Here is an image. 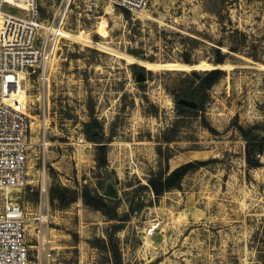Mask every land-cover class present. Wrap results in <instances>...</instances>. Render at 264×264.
<instances>
[{
  "label": "rangeland",
  "instance_id": "obj_1",
  "mask_svg": "<svg viewBox=\"0 0 264 264\" xmlns=\"http://www.w3.org/2000/svg\"><path fill=\"white\" fill-rule=\"evenodd\" d=\"M205 3L150 0L131 12L107 0H38L45 22L66 12L76 42L24 85L30 184L12 198L27 213L33 262L45 180L54 264H264V0L225 2L261 59L227 44L225 76L210 88L204 72L220 35Z\"/></svg>",
  "mask_w": 264,
  "mask_h": 264
},
{
  "label": "built area",
  "instance_id": "obj_2",
  "mask_svg": "<svg viewBox=\"0 0 264 264\" xmlns=\"http://www.w3.org/2000/svg\"><path fill=\"white\" fill-rule=\"evenodd\" d=\"M131 12L143 11L150 0H107ZM28 10L23 7L29 6ZM16 13L5 11L4 6ZM27 12V13H26ZM0 264H54L55 241L48 232L50 205L46 181L40 184L41 200L35 225L36 260L27 240L26 210L8 191L30 184L31 115L25 81L30 72L51 64L64 42H76L65 28L66 12L45 22L38 0H0ZM158 226L149 228L153 236Z\"/></svg>",
  "mask_w": 264,
  "mask_h": 264
},
{
  "label": "trees",
  "instance_id": "obj_3",
  "mask_svg": "<svg viewBox=\"0 0 264 264\" xmlns=\"http://www.w3.org/2000/svg\"><path fill=\"white\" fill-rule=\"evenodd\" d=\"M227 0H206L205 3V9L208 14L211 16H214L217 20V23L219 24V39L216 40V44L218 46L216 53H217V58H216V64H224L226 60L225 54L222 53V49L227 46L229 51L232 53H247L249 57L254 58L255 60H260L259 56V47L254 44L256 40L254 39H249L251 37L247 36L246 34L243 35V39L241 38L240 32L235 28L232 15L230 12L229 8H224L225 2ZM241 38V39H240ZM261 43V41H258ZM264 42V39H263ZM244 49H248L245 51ZM264 49V48H263ZM264 53V50L261 51ZM217 67V65H215ZM214 67V68H215ZM204 75L206 76V81L203 83V86L205 88H210L213 85L217 84L224 76H225V71L222 69H215L211 71H206L204 72ZM193 77L199 76L197 72L192 73ZM177 109L180 111V109H184L183 106H177ZM241 133L243 134L244 138L249 140V133L240 128ZM90 136H93V131L90 132ZM254 151V148L252 146H248L247 148V158H248V163L250 164V161H252V152ZM192 163H188L186 165H183L173 172L168 176L167 182L171 183L168 187L169 189L172 187H175L177 183L181 181L183 176L186 174L187 170L192 166Z\"/></svg>",
  "mask_w": 264,
  "mask_h": 264
},
{
  "label": "bare ground",
  "instance_id": "obj_4",
  "mask_svg": "<svg viewBox=\"0 0 264 264\" xmlns=\"http://www.w3.org/2000/svg\"><path fill=\"white\" fill-rule=\"evenodd\" d=\"M29 7H30V4H29V6H25V7H23V8H24L25 10H28ZM1 17H3V14H2V13H0V18H1ZM50 65H51V64L46 65V66L44 67V69H43V72H44V73L47 71V69H49ZM23 99H26V97L23 96ZM44 181H45V180H44ZM13 192L18 193L19 191H17V190H13V189H10V190L8 191V194H9L11 197H13V196H12V193H13Z\"/></svg>",
  "mask_w": 264,
  "mask_h": 264
},
{
  "label": "water",
  "instance_id": "obj_5",
  "mask_svg": "<svg viewBox=\"0 0 264 264\" xmlns=\"http://www.w3.org/2000/svg\"><path fill=\"white\" fill-rule=\"evenodd\" d=\"M185 64H189V63H185ZM215 65H217V67H215V68H212L211 70H215V69H219L220 68V66H221V64H216V63H214Z\"/></svg>",
  "mask_w": 264,
  "mask_h": 264
}]
</instances>
